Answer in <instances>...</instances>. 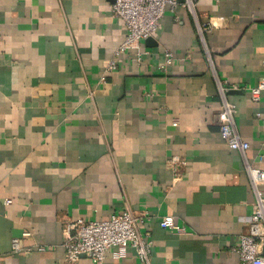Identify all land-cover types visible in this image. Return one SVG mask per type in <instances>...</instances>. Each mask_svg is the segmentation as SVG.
<instances>
[{
    "label": "crops",
    "instance_id": "0c3cea01",
    "mask_svg": "<svg viewBox=\"0 0 264 264\" xmlns=\"http://www.w3.org/2000/svg\"><path fill=\"white\" fill-rule=\"evenodd\" d=\"M189 1L165 11L141 63L128 50L107 70L125 37L112 0H0V264H61L65 221L126 207L151 215L150 264H241L255 197L216 113L226 81L246 159L264 168V91L249 92L264 77V0ZM165 50L177 60L160 71ZM165 215L184 230L159 227ZM23 231L30 250L12 251ZM114 250L102 264H144Z\"/></svg>",
    "mask_w": 264,
    "mask_h": 264
},
{
    "label": "built area",
    "instance_id": "2783aa9c",
    "mask_svg": "<svg viewBox=\"0 0 264 264\" xmlns=\"http://www.w3.org/2000/svg\"><path fill=\"white\" fill-rule=\"evenodd\" d=\"M178 6L190 8L191 1L112 0V13L123 21L125 37L116 48L107 70L115 69L116 58L128 50L134 51L135 61L138 64L141 63L144 55L149 53L142 47L143 40L157 30L167 9L174 12ZM208 30H210V26L202 25L199 27V34L202 36ZM162 59V63L157 67L160 71H166L167 67L177 60L170 50L164 51ZM229 90L230 87L227 86L226 81H219L221 102L216 113L218 132L227 146L238 151L243 157L244 168L255 197L254 209L251 214L245 217L247 229L239 237L237 252L241 264H264V252L261 251L264 248V192L261 189V186L264 185V168L252 166L246 159L249 143L241 139L234 124L236 107L228 99ZM262 91H264V77L249 88L251 99L258 101ZM173 124H176V121H173ZM256 158L258 162H262L264 153H259ZM180 161L179 156L175 155L169 158L168 163L177 171ZM10 202V199H5L6 204ZM150 219L151 215L147 211L134 212L126 207L103 220L77 218L65 221L62 229L65 257L61 264H76L82 256L87 257L94 264H102L106 251L112 247L115 248L113 255L116 258L125 257L128 249L132 248L142 263L150 264L152 240L148 235L146 238L143 237L140 232L141 226ZM157 222L163 229L184 230V227L176 222L173 215H165ZM29 235V231H23L20 235L13 236L10 242L11 250L29 251L30 249L22 245V238Z\"/></svg>",
    "mask_w": 264,
    "mask_h": 264
},
{
    "label": "water",
    "instance_id": "95a60500",
    "mask_svg": "<svg viewBox=\"0 0 264 264\" xmlns=\"http://www.w3.org/2000/svg\"><path fill=\"white\" fill-rule=\"evenodd\" d=\"M149 40V38L146 39V41Z\"/></svg>",
    "mask_w": 264,
    "mask_h": 264
}]
</instances>
